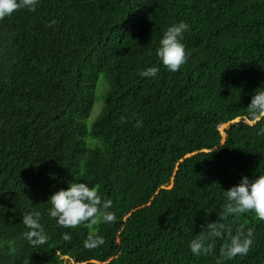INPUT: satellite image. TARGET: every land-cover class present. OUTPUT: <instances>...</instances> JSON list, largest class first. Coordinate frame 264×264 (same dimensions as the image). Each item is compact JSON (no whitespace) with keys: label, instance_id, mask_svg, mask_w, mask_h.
<instances>
[{"label":"trees","instance_id":"16d2710c","mask_svg":"<svg viewBox=\"0 0 264 264\" xmlns=\"http://www.w3.org/2000/svg\"><path fill=\"white\" fill-rule=\"evenodd\" d=\"M180 22L187 63L169 72L156 49ZM260 87L264 0H39L0 20V264H264V221L219 215L225 191L264 175V117L248 110ZM70 182L110 199L115 221L59 227L49 198ZM34 212L38 246L22 223ZM215 221L224 237L192 254ZM238 228L254 243L225 260Z\"/></svg>","mask_w":264,"mask_h":264},{"label":"clouds","instance_id":"9594fccd","mask_svg":"<svg viewBox=\"0 0 264 264\" xmlns=\"http://www.w3.org/2000/svg\"><path fill=\"white\" fill-rule=\"evenodd\" d=\"M38 3L39 0H0V20L11 16L21 8L34 12ZM187 29L188 25L184 22L171 25L159 41L156 56L169 72H177L182 65L187 63L186 49L182 43L183 34ZM158 71L157 67H149L139 71V75L152 78L157 75ZM248 110L254 118L264 117V88L260 87L252 95ZM261 131L264 132V128ZM225 194L226 200L223 211L219 214L221 221H226L230 216H238L248 211H253L259 220L264 221V175L255 178L243 176L240 182L225 191ZM49 201L51 207L48 209V215L55 219L57 225L62 228H76L89 223L94 225L97 222L111 223L116 219L114 212L109 210L112 208V201L102 199L95 187H90L84 182H70L67 189L53 193ZM22 223L29 229L25 233V237L32 245L38 246L47 243L48 236L41 224V213L25 214ZM225 228L226 225L222 222L209 223L204 228L207 229L208 235H198L190 242L191 253L199 256L202 253L212 251L213 245L208 244L206 246V241L212 238H223ZM229 235L230 244L222 249L224 259L232 260L237 256H247L254 243L253 229L249 228L245 232L243 228H238L235 234ZM63 238L70 240L71 237L65 234ZM103 243L102 237L89 236L84 241V246L95 248ZM63 256L69 255L63 254ZM66 260L69 261V259Z\"/></svg>","mask_w":264,"mask_h":264},{"label":"rangeland","instance_id":"374dc122","mask_svg":"<svg viewBox=\"0 0 264 264\" xmlns=\"http://www.w3.org/2000/svg\"><path fill=\"white\" fill-rule=\"evenodd\" d=\"M101 109V99L99 98L98 100H97V102H96V105H95V107H94V111H93V116H95L98 112H99V110ZM229 124H230V122H228V123H226V124H224V125H222L221 127H220V130H221V133L225 136V134H226V130H227V127L229 126ZM225 139V138H224ZM118 249H119V254H122V253H124V247H123V242H121V241H119V243H118ZM55 257V256H54ZM56 258H62V259H67V257H64L63 255H61V256H57Z\"/></svg>","mask_w":264,"mask_h":264},{"label":"water","instance_id":"95a60500","mask_svg":"<svg viewBox=\"0 0 264 264\" xmlns=\"http://www.w3.org/2000/svg\"><path fill=\"white\" fill-rule=\"evenodd\" d=\"M241 118H239V119H236V120H234V121H239ZM232 121H230V123H231ZM221 131V130H220ZM191 154H193V153H191ZM191 154H189V155H191ZM173 184H174V182H173ZM173 186V185H172ZM57 256H55V257H52V258H50L48 261H50V260H53V259H55ZM70 261V260H69ZM75 263H72L71 261H70V263L71 264H85V263H87L86 261H81V262H76V261H74Z\"/></svg>","mask_w":264,"mask_h":264}]
</instances>
